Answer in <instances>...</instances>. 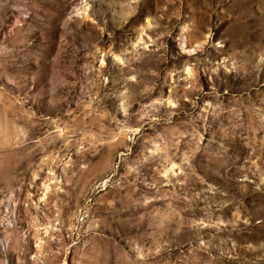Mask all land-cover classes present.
Here are the masks:
<instances>
[{
	"label": "rangeland",
	"instance_id": "obj_1",
	"mask_svg": "<svg viewBox=\"0 0 264 264\" xmlns=\"http://www.w3.org/2000/svg\"><path fill=\"white\" fill-rule=\"evenodd\" d=\"M0 264H264V0H0Z\"/></svg>",
	"mask_w": 264,
	"mask_h": 264
}]
</instances>
